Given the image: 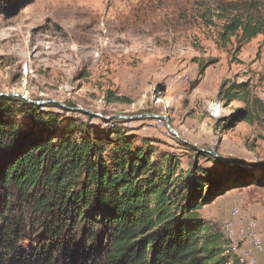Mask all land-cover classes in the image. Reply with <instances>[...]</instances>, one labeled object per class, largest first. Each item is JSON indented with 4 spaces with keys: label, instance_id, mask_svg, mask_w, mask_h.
Listing matches in <instances>:
<instances>
[{
    "label": "rangeland",
    "instance_id": "1",
    "mask_svg": "<svg viewBox=\"0 0 264 264\" xmlns=\"http://www.w3.org/2000/svg\"><path fill=\"white\" fill-rule=\"evenodd\" d=\"M241 1L5 0L0 95L97 115L89 121L76 112L44 109L64 116L62 125L69 119L82 121L91 137L120 129L132 137V147H150L153 160L164 153L176 156L182 171L196 165L223 172L186 145L253 168L246 169L252 182L213 198L200 214L222 234L226 225L236 235L247 221H255L264 246V184L255 182L264 177V124L225 127L244 105L224 106L217 99L224 82H248L251 96L264 103V35L238 53L233 39L225 49L218 46L220 6ZM248 1L264 7V0ZM108 94L126 102H109ZM152 115L168 117L177 137L168 132L166 120ZM255 259L264 264V252Z\"/></svg>",
    "mask_w": 264,
    "mask_h": 264
},
{
    "label": "trees",
    "instance_id": "2",
    "mask_svg": "<svg viewBox=\"0 0 264 264\" xmlns=\"http://www.w3.org/2000/svg\"><path fill=\"white\" fill-rule=\"evenodd\" d=\"M4 1L0 11L7 15ZM218 11L220 48L233 39L238 53L264 35L261 4L243 0ZM203 71L201 64L199 75ZM217 99L244 105L225 127L264 124V103L251 96L248 82H224ZM107 100L126 102L112 94ZM45 108L69 113L56 104L0 96V264H241L200 211L252 182L246 169L186 145L223 172L196 165L182 171L176 156L153 160L150 147H132L120 129L91 137L82 121L62 125L64 116ZM255 182L264 184V177Z\"/></svg>",
    "mask_w": 264,
    "mask_h": 264
},
{
    "label": "built area",
    "instance_id": "3",
    "mask_svg": "<svg viewBox=\"0 0 264 264\" xmlns=\"http://www.w3.org/2000/svg\"><path fill=\"white\" fill-rule=\"evenodd\" d=\"M224 229L233 233L229 225H226ZM235 236H237L239 240L247 239V249L246 254H244V256L247 258V261H251L252 264H255V255L264 252V246H257V233L255 221H247L243 228ZM234 250L236 253L237 249Z\"/></svg>",
    "mask_w": 264,
    "mask_h": 264
},
{
    "label": "bare ground",
    "instance_id": "4",
    "mask_svg": "<svg viewBox=\"0 0 264 264\" xmlns=\"http://www.w3.org/2000/svg\"><path fill=\"white\" fill-rule=\"evenodd\" d=\"M219 108L220 105L217 104L215 110L219 111L218 110ZM223 232H224L223 235L227 238L229 242L227 252L235 256L239 263L244 264L245 262H247V258L244 256V254H246V249H247V239L239 240V238L235 236L234 233H231L230 231H227L224 228H223ZM257 246H262V245L257 241ZM234 249H237L236 253Z\"/></svg>",
    "mask_w": 264,
    "mask_h": 264
},
{
    "label": "water",
    "instance_id": "5",
    "mask_svg": "<svg viewBox=\"0 0 264 264\" xmlns=\"http://www.w3.org/2000/svg\"><path fill=\"white\" fill-rule=\"evenodd\" d=\"M0 96H7V97H16V98H21V99H23V100H26L27 102H30V103H34V104H37V105H39L38 104V102H32V101H30L29 99H27L26 97H24V96H22V95H17V94H6V95H0ZM46 103V102H45ZM44 102H42V103H40V104H45ZM47 103H49V102H47ZM62 107H64V106H62ZM67 110L68 111H71V112H76V113H78V112H81L82 110H80V109H70V108H67ZM85 114H87V115H92V116H97V115H93V114H91V113H89V112H87V111H83ZM151 118H154V119H164V120H166V128H167V130H168V132L169 133H171L172 135H174V136H176L177 137V133L171 128V122H170V119L168 118V117H166V116H155V115H152V116H150ZM126 119H131V118H126ZM194 148L196 149V150H198L199 152H201V153H206V154H209V155H211V156H213L214 158H216L217 160H219V161H221V162H223L224 164H226V165H230V166H237V167H241V168H244V169H253V168H251V167H249V166H245V165H242V164H239V163H235V164H229V163H225L224 162V160L222 159V158H220L216 153H213V152H209V151H204V150H202V149H199V148H197V147H195L194 146Z\"/></svg>",
    "mask_w": 264,
    "mask_h": 264
},
{
    "label": "crops",
    "instance_id": "6",
    "mask_svg": "<svg viewBox=\"0 0 264 264\" xmlns=\"http://www.w3.org/2000/svg\"><path fill=\"white\" fill-rule=\"evenodd\" d=\"M257 241L262 245V243H261V241L258 239V237H257ZM263 246V245H262Z\"/></svg>",
    "mask_w": 264,
    "mask_h": 264
}]
</instances>
